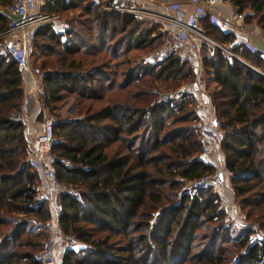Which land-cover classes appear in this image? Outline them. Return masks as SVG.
<instances>
[{
  "label": "trees",
  "instance_id": "1",
  "mask_svg": "<svg viewBox=\"0 0 264 264\" xmlns=\"http://www.w3.org/2000/svg\"><path fill=\"white\" fill-rule=\"evenodd\" d=\"M105 1H45L43 13L79 10L81 17L68 19L61 33L53 23L36 31L34 56L57 58L52 69L46 61L40 65L46 70L43 107L56 114L60 102L75 96L84 114L72 121L57 114L54 126L52 164L75 190L56 196L58 223L64 235L85 245L69 248L63 264H264V237L254 242L253 231L225 246L224 232L230 229L219 192L180 193L187 181L214 170L202 156L204 139L190 94L157 99L155 91H129L148 86L147 77L177 90L193 79V64L176 54L144 74L135 67L118 74L120 66L129 65L119 61L126 50L160 44L157 49L168 38L156 23L104 13ZM11 2L0 0V34L9 26ZM231 2L239 14L251 11L247 20L264 28V0ZM200 22L207 36L243 60L219 47L211 51L210 44L201 47L210 51L203 53L205 76L230 99L229 108L217 115L226 169L240 205L264 227V59L235 43L234 34L209 15ZM113 60L118 63L110 67ZM24 99L21 69L0 54V264H45L43 234L31 236L28 228L31 219L50 223L53 217L36 189L40 173L29 162L27 123L13 116L21 113Z\"/></svg>",
  "mask_w": 264,
  "mask_h": 264
},
{
  "label": "built area",
  "instance_id": "2",
  "mask_svg": "<svg viewBox=\"0 0 264 264\" xmlns=\"http://www.w3.org/2000/svg\"><path fill=\"white\" fill-rule=\"evenodd\" d=\"M45 1L48 0H43V2ZM230 2L231 0H106L102 9L106 14L130 15L139 21L149 20L159 24L161 29L167 33L168 39L148 56V60L156 64L176 54L184 55L185 59H188L194 67L191 84L198 87L203 85L205 75L201 48L203 44L222 48L240 59L212 40L201 29L200 17L205 14L209 15L212 23L222 29H227L232 25L228 21L221 20L214 11V7L217 5ZM184 3L191 4L194 10L188 13L182 7ZM7 11L10 15V22L8 28L0 34V54L18 65L23 73V79H25L27 77L25 74L31 71V59L36 52L37 28L42 24L49 23L50 16L38 13L36 0H12ZM60 30L59 32H63L65 28L62 27ZM249 48L256 52L252 47ZM35 86L36 92L42 94L43 88L39 84ZM183 93L185 91H178L171 98L181 97ZM167 97L163 94L161 99ZM42 102H44L43 97ZM196 111L199 115V127L204 139L202 156L208 159L216 152V148L223 138V132L211 122L210 112L202 103H197ZM56 122L57 119L43 122L38 133L34 137L27 138V144L32 169L42 172L46 181L47 195L42 196L41 199L47 200L52 214L56 215V224H58L61 207L56 204L55 197L62 192L70 191V185L58 178L52 164ZM217 160L219 161V158H216L215 162ZM225 174L226 171L222 166L217 167L212 172L190 182V186L194 190L214 188L220 191L227 185ZM226 203V219L230 220L237 214V207L229 199H226ZM69 241L74 243L75 239L70 238ZM41 256L46 264L58 263L56 242L52 235L45 239Z\"/></svg>",
  "mask_w": 264,
  "mask_h": 264
},
{
  "label": "rangeland",
  "instance_id": "3",
  "mask_svg": "<svg viewBox=\"0 0 264 264\" xmlns=\"http://www.w3.org/2000/svg\"><path fill=\"white\" fill-rule=\"evenodd\" d=\"M44 3L45 2H43V0H36L37 11L40 14H48L50 16L49 20H48L49 23H53L54 29L58 32L61 31L60 29L62 27H64L66 29V25H67L66 21L68 19H71V18L80 19V17H81L79 10H73L70 12L58 13V14L57 13H55V14L54 13H43L42 10H43V4ZM230 3H232V2H230ZM103 5H104V3H103ZM249 12H247V13H249ZM52 14H54V15L52 16ZM150 22L151 21L146 20V22H144V23H145V25H147L148 23L150 24ZM152 23H155V22H151V24ZM74 26H76V25H74ZM59 33H61V32H59ZM212 37L216 38V37H218V35L215 33H212ZM62 40L65 41V38H63ZM159 45H156L152 49H143V50L127 51L126 48H124V50H122V51L126 50L125 51L126 56L125 57L120 56L119 59H121V60H119V61H122V60L128 61L129 60V65L120 66L117 69V73L121 75L123 70H126L130 67L131 68L135 67V69H138L137 73L142 74L146 70V68H149V69L153 68L152 66H154L155 64L151 63L148 60V56ZM212 48H213V46L210 47L209 50L213 51ZM43 55H44V52H43ZM45 55L46 56H42V52H39L36 56H33V58L31 59V71L29 73L25 74V76H27V77L25 79H23L24 91L26 90L25 88L27 87V85H30V86L32 85V88H33V87H36L35 85L39 84L43 88V76L45 75L46 70L43 69L44 70L43 71L41 69L40 65L44 61H46L49 65V69H52V67L54 66L55 61L57 59V58H55V56H53L51 54L47 55V53H46ZM101 56H105V55L102 54ZM181 58L183 60H186L184 55H182ZM101 60L105 61V62L107 61V60H103L102 58H101ZM113 62L114 63L110 64L111 65L110 67H114V65H117V63H118V62H115L114 60H113ZM49 69L47 71H49ZM112 69H114V68H112ZM107 71H108V73H110V70H107ZM122 79H123L122 77L118 78L119 81ZM205 79H206V77L204 75L203 83L206 86L204 88L205 89L204 92L207 95L206 98H207V100H209L210 104H212L213 109L214 108L216 109L217 108L216 106L219 103L218 99L221 98V95H220L221 92L218 88H215L216 86L214 83L212 84L210 81L206 82ZM192 80L193 79L191 78L188 82L181 85L177 90H171L168 87V85H166V83L162 84L161 82H154V81L151 82V78L147 77L145 82L148 83V86L143 85V84H139L138 89H136L134 86H132L131 87L132 89L129 91L139 92L140 90H142V91H145L147 93H150L151 91H155L156 94L159 93L157 99H161L163 94L167 95L168 97H172V95L178 91H185L186 93L190 94V96H188V98H192L194 101L193 105L191 106V109L196 110V105L198 102L196 101L195 97L191 94V90L194 88V86H192V84H191ZM42 97H43V92H42V94L39 95L40 105L43 109L46 110L49 120H56L58 118L57 114L59 116H61L63 118V120H66V121H72V120L77 119V118H82L84 115L81 112V107L79 108V104L76 101L75 96H71L69 98H66L62 102H60L56 108V112H55L56 114H54V113L50 114V112H48V110L43 107ZM25 98H26V96H25ZM76 104L78 105V107ZM98 104H99V106H101L104 103L102 102V103H98ZM86 105L88 106L89 103ZM65 117H67V118H65ZM198 123L200 124V120ZM112 150H114V149L112 148ZM54 157L55 156H53V160H54ZM212 157L215 160H216V158L217 159L219 158V161L217 160L216 162H215V160H212L213 166H214V169H217V167H220V166H222L225 169V171H226L225 179H226V183H227V185L224 188H221L220 191L216 190V189H214V191H217L220 193V195L222 197V207L224 210H227L226 199H229L232 203H234V206L237 207V214L235 216H233L232 219L227 220V224L229 225L228 228L230 229V232L228 234H226V232H224L228 238V241H229V243H227L225 246L226 247H232V240L236 239L237 241H240V239H238L237 236L242 235L247 230H249L250 232L253 231L252 237H253L254 242L260 240L261 238L264 237V227L261 224L262 221H259V220L253 221L252 217L251 218L248 217L247 210H244L242 208V206L240 205L241 199L238 198V196L235 192V188L233 186L231 177H230V175L226 169L225 155L221 149L220 143L218 144V147L216 148V152L212 154ZM43 183H44V181L39 177V181L37 183V189L39 191L38 196L40 198L42 196H44L43 194L40 193L43 189L42 187L44 186ZM70 191H75L74 187L71 185H70ZM182 192H190L192 194L196 193L191 188L189 181H187L184 184L183 188H180V193H182ZM56 204H59L57 197H56ZM55 216L56 215H53L50 223H44V222H41L40 220L31 219L28 229L33 232V235H31V236H35V234H37V233L43 234V237L41 239V244H40V254H41V250L43 248V242L45 241V239L48 236L52 235L55 239V242H56V256L58 259L57 264H63L64 254L69 248H73V249L75 248V250H79V249L85 247V245L79 241L78 242L75 241L74 243L70 242L69 241L70 237L63 234V232L59 226V223L56 224V219H55L56 217ZM200 232H203V230H199V233ZM25 238H28V237L25 236ZM33 238H34V241H39V238H37V237H33ZM219 243H220V246H223L222 241H220ZM236 257H237V255H236ZM195 263H197V262H195ZM184 264H192V263L186 262Z\"/></svg>",
  "mask_w": 264,
  "mask_h": 264
},
{
  "label": "crops",
  "instance_id": "4",
  "mask_svg": "<svg viewBox=\"0 0 264 264\" xmlns=\"http://www.w3.org/2000/svg\"><path fill=\"white\" fill-rule=\"evenodd\" d=\"M182 7L188 13L194 10V7L191 4L184 3L182 4ZM214 11L219 15L221 20H225V21L232 23V25H230L227 29H224V30L226 32L228 31L234 34L235 43L237 44L244 43L248 45L249 47H252L256 51L255 53L260 54L261 57H263L264 59V28L261 27L256 21L252 20L249 22L247 20V16L252 14L251 11L249 13L239 14L237 9L233 6L232 3L217 5L216 7H214ZM228 45L231 46V44H228ZM221 46L227 49L226 45L225 46L221 45ZM202 53L207 54V53H210V51L206 50L205 52H202ZM205 81L206 82L210 81L212 84L214 83L211 79L207 77ZM214 84L216 86L215 88H217L216 83ZM205 87L206 86L204 83L201 86L194 87L191 90V94L195 97L198 103H202L208 109V111L210 112L209 117H210L211 122L214 124V126L217 129L219 128V130L223 132V130L220 127V122L217 119V115L225 112L229 108L230 99L227 95H225L224 93H221L220 94L221 98L218 99L219 103L216 106L217 108L213 109L212 104H210L209 100H207L206 98L207 95L204 92ZM25 89H26L25 90L26 98L24 100V106L22 108L21 113L16 112L18 115V117L16 118L17 119L22 118L26 121L27 123L26 133H27V138H28V137H34L38 133V130L40 129L41 124L43 122H47L49 118H48L46 110L43 109L40 105V99H39L40 94L36 92L35 90L36 87L32 88V85L31 86L27 85ZM212 160H215V159L213 157L206 159V161L209 163H212ZM39 173H40V178L45 183V184L43 183L44 186L42 187L43 189L40 193L43 195H47V191L45 190L46 181L43 178L42 172H39ZM36 189H37V185H36Z\"/></svg>",
  "mask_w": 264,
  "mask_h": 264
},
{
  "label": "water",
  "instance_id": "5",
  "mask_svg": "<svg viewBox=\"0 0 264 264\" xmlns=\"http://www.w3.org/2000/svg\"><path fill=\"white\" fill-rule=\"evenodd\" d=\"M14 117H15V118L18 117L17 113L14 115Z\"/></svg>",
  "mask_w": 264,
  "mask_h": 264
}]
</instances>
